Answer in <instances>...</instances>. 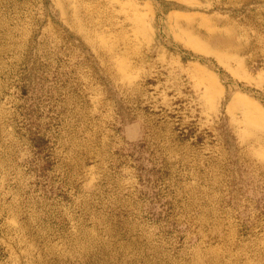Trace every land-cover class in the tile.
<instances>
[{
	"label": "rangeland",
	"instance_id": "374dc122",
	"mask_svg": "<svg viewBox=\"0 0 264 264\" xmlns=\"http://www.w3.org/2000/svg\"><path fill=\"white\" fill-rule=\"evenodd\" d=\"M0 264H264V0H0Z\"/></svg>",
	"mask_w": 264,
	"mask_h": 264
},
{
	"label": "bare ground",
	"instance_id": "6f19581e",
	"mask_svg": "<svg viewBox=\"0 0 264 264\" xmlns=\"http://www.w3.org/2000/svg\"><path fill=\"white\" fill-rule=\"evenodd\" d=\"M55 260V259H54ZM212 260V259H211ZM196 262V261H195ZM211 262V261H210ZM214 263V262H213Z\"/></svg>",
	"mask_w": 264,
	"mask_h": 264
}]
</instances>
